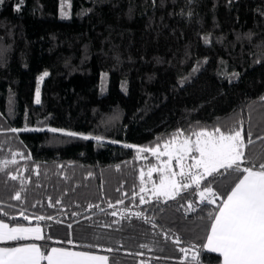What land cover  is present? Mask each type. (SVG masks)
<instances>
[{
    "label": "trees",
    "instance_id": "16d2710c",
    "mask_svg": "<svg viewBox=\"0 0 264 264\" xmlns=\"http://www.w3.org/2000/svg\"><path fill=\"white\" fill-rule=\"evenodd\" d=\"M241 123L253 141L244 166L259 168L264 0L0 4V221L39 224L45 251L99 252L109 264H222L203 247L215 205L200 203L198 193L207 185L226 197L237 174L208 177L165 203L146 177L141 184V169L156 160L137 149L163 148L177 132H227Z\"/></svg>",
    "mask_w": 264,
    "mask_h": 264
},
{
    "label": "snow or ice",
    "instance_id": "6c2138e0",
    "mask_svg": "<svg viewBox=\"0 0 264 264\" xmlns=\"http://www.w3.org/2000/svg\"><path fill=\"white\" fill-rule=\"evenodd\" d=\"M3 2L4 0H0V4ZM16 10L19 11V7ZM46 76H48L47 72L40 79L43 80ZM36 103H40L39 89L36 91ZM50 130L57 131V129ZM11 131L19 130L13 128ZM64 135L76 136L77 133L69 131ZM192 137L195 139L193 140ZM82 139L99 141L102 138L84 135ZM252 142L250 135L246 142L241 123L239 128H232L227 132L219 127L211 131L193 132L191 136H184L183 132H177L163 143V151L160 145L137 149L138 153L150 152L158 161L162 156L167 157V160L162 161V167L153 166L147 172L149 177L154 171L161 172V179L158 184L153 182L151 192L157 200L163 197L165 203L175 199L181 190H186L193 185L200 189L201 182L208 177L224 176L229 172L237 174V182L226 197L217 196L213 188L207 185L198 193L200 203L215 205V209L209 211L211 225L203 247L209 252L218 253L222 258V264H264V163H261L259 168L254 165L244 166L245 150ZM189 160L192 162L186 163ZM173 161L179 168L178 172L173 169ZM144 177L145 172L141 169L142 185ZM17 178L16 175L11 177L13 180ZM140 190L145 192L146 188L141 187ZM14 199L20 200V193H16ZM217 200L221 202L217 204ZM140 202L148 201L141 196ZM109 206L115 207L111 204ZM90 207H99V205H90ZM188 208L193 209V205L189 203ZM111 214L116 215L115 212ZM20 215L24 220H30L23 212ZM135 215L140 217L142 213L138 212ZM36 219L43 221L52 217L38 216ZM45 238L39 224L35 227L24 225L10 227L8 223L0 221V244L40 241ZM175 243L179 244V239L175 240ZM181 251L187 254L189 249L181 248ZM193 260H199L198 252L193 253ZM44 262L46 264H108V257L61 247H52L50 251H45L36 243L0 247V264H44Z\"/></svg>",
    "mask_w": 264,
    "mask_h": 264
},
{
    "label": "rangeland",
    "instance_id": "374dc122",
    "mask_svg": "<svg viewBox=\"0 0 264 264\" xmlns=\"http://www.w3.org/2000/svg\"><path fill=\"white\" fill-rule=\"evenodd\" d=\"M42 82H43V80H41L40 78L38 79V83H37V89H39V92H40V89H41V85H42ZM37 91V90H36ZM40 96H41V94H40ZM35 101H36V99H35ZM26 129H30V130H28V131H26V132H35L34 130H31V129H38V128H26ZM50 129H53V128H48V129H46V130H50ZM43 130H45V129H38V130H36V131H43ZM25 131V130H24ZM126 145H131V144H126ZM132 147H135L134 145H131ZM161 151H163V148L161 147ZM193 155H196L195 153H193ZM150 156L154 159V160H156V162H155V164H153V166H156L157 168H160V167H162V161H165V160H167V157L166 156H162L161 157V159H160V161H158L157 159H156V157L155 156H153L151 153H150ZM147 158V157H146ZM192 161L191 160H189V161H186V163H191ZM153 166H151L150 168H152ZM173 169L175 170V171H179V168H178V166H177V164H176V162L175 161H173ZM148 170L149 169H147V170H145L144 172H145V177L148 179V182H147V184H148V190H150V192H151V189H152V187H153V182H155L156 184H158L159 183V181H160V179H161V172L158 170V171H154L153 173H152V175H151V177H149L148 175H147V172H148ZM193 171H195V169H193ZM144 177V178H145ZM151 195H152V192H151ZM153 196V195H152ZM160 198H162L163 200H164V198L163 197H160Z\"/></svg>",
    "mask_w": 264,
    "mask_h": 264
},
{
    "label": "crops",
    "instance_id": "0c3cea01",
    "mask_svg": "<svg viewBox=\"0 0 264 264\" xmlns=\"http://www.w3.org/2000/svg\"><path fill=\"white\" fill-rule=\"evenodd\" d=\"M32 227H35V226H32ZM27 243H36L38 246H41L42 250H44L43 249V244L45 243L44 240H40V241L7 242V243L0 244V247L20 246L22 244H27ZM61 248H66V249L73 250V251H83V250H79V249L71 248V247H61ZM85 252H88V253H90L92 255H97V256H107L108 257V264L110 263V258H109V255H107V254H103V253H99V252H89V251H85ZM215 254L219 255L218 253H215Z\"/></svg>",
    "mask_w": 264,
    "mask_h": 264
},
{
    "label": "built area",
    "instance_id": "2783aa9c",
    "mask_svg": "<svg viewBox=\"0 0 264 264\" xmlns=\"http://www.w3.org/2000/svg\"><path fill=\"white\" fill-rule=\"evenodd\" d=\"M206 203V202H205Z\"/></svg>",
    "mask_w": 264,
    "mask_h": 264
}]
</instances>
